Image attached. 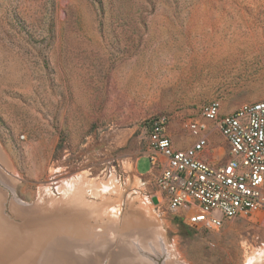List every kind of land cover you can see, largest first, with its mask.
<instances>
[{
    "label": "rangeland",
    "instance_id": "obj_1",
    "mask_svg": "<svg viewBox=\"0 0 264 264\" xmlns=\"http://www.w3.org/2000/svg\"><path fill=\"white\" fill-rule=\"evenodd\" d=\"M262 80L264 0H0L1 219L60 231L54 264L121 246L135 264H264V210L191 229L150 199L149 160L134 167L152 117L185 144L183 120ZM138 220L157 238L135 247Z\"/></svg>",
    "mask_w": 264,
    "mask_h": 264
},
{
    "label": "built area",
    "instance_id": "obj_2",
    "mask_svg": "<svg viewBox=\"0 0 264 264\" xmlns=\"http://www.w3.org/2000/svg\"><path fill=\"white\" fill-rule=\"evenodd\" d=\"M220 110V102L212 100L199 119L183 120L192 141L183 150L173 147L166 115L152 117L147 134L150 199L182 225L209 233L226 220L264 210V99L226 114ZM215 135L226 151L214 142Z\"/></svg>",
    "mask_w": 264,
    "mask_h": 264
},
{
    "label": "bare ground",
    "instance_id": "obj_3",
    "mask_svg": "<svg viewBox=\"0 0 264 264\" xmlns=\"http://www.w3.org/2000/svg\"><path fill=\"white\" fill-rule=\"evenodd\" d=\"M56 214V213H55ZM51 216V214H49ZM64 215V214H63ZM62 217V216H61ZM42 218V217H41ZM47 218V217H46ZM31 219V218H30ZM43 219V218H42ZM76 222V220H75ZM137 222V221H136ZM141 221L138 220V225H133V226H126V228L124 227V236L126 235V238H131L132 237H136L134 242H136L135 244H138L135 247H139L143 244H145L147 241H153L155 240L156 235L155 233L151 230V228L147 227V226H140L141 225ZM34 224V223H33ZM152 224V223H151ZM83 225V224H82ZM112 226V225H111ZM17 227V225L15 226ZM13 226H11L10 224L4 222V220L1 219L0 217V264H54V257L52 256L53 253L55 252L54 247L56 246V241H58V239H60L61 237H56L59 236L58 232L56 235L51 234V232H47V229L42 227V229H39V231L41 232H36L34 231V233H30L28 232L23 233L21 228H15ZM21 227V226H20ZM52 228V227H51ZM119 228V227H118ZM46 229V230H45ZM49 229V228H48ZM65 229V228H64ZM53 232L54 228H52ZM60 230V229H59ZM26 231H28L26 229ZM31 231V230H29ZM32 231V232H33ZM50 231V229H49ZM66 231V230H64ZM61 231V232H64ZM68 231V229H67ZM72 231V230H71ZM122 231V230H121ZM69 235L70 233L67 232ZM66 233V234H67ZM74 233V231H73ZM62 234V233H61ZM88 234H92L91 232ZM64 235V234H63ZM62 235V237H63ZM69 235H66V237L68 236L69 241L71 240V237H69ZM75 236L77 235L76 233L74 234ZM80 235V234H79ZM87 235V234H86ZM123 235V232H122ZM93 236V235H92ZM123 236V237H124ZM65 237V235H64ZM63 237V238H64ZM84 237V236H82ZM81 237V241L83 240V238ZM87 237V236H85ZM62 238V239H63ZM75 238V237H74ZM122 238V237H121ZM73 239V237H72ZM76 239H78V237H76ZM75 239V240H76ZM90 238L88 237L87 241ZM94 239V238H92ZM124 239V238H123ZM74 240V239H73ZM79 240V239H78ZM98 240V239H97ZM125 240V239H124ZM86 241V240H84ZM86 241V242H87ZM122 240H120L121 242ZM127 241V240H126ZM125 241V242H126ZM129 241V240H128ZM60 242V240H59ZM72 242V241H71ZM95 242V241H94ZM93 242V243H94ZM123 242V241H122ZM70 243V242H68ZM88 243V242H87ZM128 243V242H127ZM63 244V243H61ZM133 244V241H132ZM151 244V243H150ZM67 245V243H66ZM65 245V246H66ZM77 245V243H76ZM93 245V244H92ZM126 245V243H125ZM155 245V244H154ZM58 246H61L60 244H58ZM124 246V245H123ZM152 246V245H151ZM149 246V247H151ZM69 247V246H68ZM67 247V248H68ZM75 247V246H74ZM83 247V246H82ZM81 247V248H82ZM20 248V250H19ZM63 248V247H62ZM76 248V247H75ZM78 248V247H77ZM76 248V249H77ZM93 248V247H92ZM148 248V247H147ZM157 248V247H155ZM17 249L19 250V253L17 252ZM59 249V248H58ZM72 249V248H71ZM132 249V248H131ZM138 249V248H137ZM143 249V248H142ZM149 249V248H148ZM54 250V252H53ZM57 250V249H56ZM63 250V249H62ZM66 250V254L67 251L69 253V249L67 250L66 248L64 249ZM63 250V251H64ZM78 250V249H77ZM151 250V248H150ZM61 251V250H60ZM107 251V250H106ZM152 251V250H151ZM154 251V250H153ZM159 251V250H158ZM166 251V250H165ZM71 252V251H70ZM88 252V251H87ZM87 252H84L83 254L79 253L78 256L75 255L74 262H72L71 264H93V260H90V255H87ZM136 252V251H135ZM62 253V252H61ZM65 253V251H64ZM64 253H62V255H64ZM73 254V253H72ZM75 254V253H74ZM102 254V253H101ZM132 252L127 249V248H123L122 246L120 247L119 251H117V253H114V257H113V263L112 264H135L133 259L134 257H132ZM137 255V254H136ZM16 256V257H15ZM61 256V255H60ZM68 256V254H67ZM71 256V255H70ZM74 256V255H73ZM71 256V257H73ZM255 256V255H254ZM15 257V258H14ZM58 257V256H56ZM69 257V256H68ZM70 257V258H71ZM262 257V256H261ZM260 257V258H261ZM66 258V257H64ZM136 258V257H135ZM255 258V257H254ZM253 258V259H254ZM257 258V257H256ZM141 259V258H140ZM145 260V259H144ZM261 260V259H260ZM63 261V259H62ZM71 261V260H70ZM143 261V260H142ZM174 262V261H173ZM146 263V261H145ZM249 263V262H248ZM253 263V262H252ZM255 263V262H254ZM148 264V262H147ZM175 264V263H174ZM180 264V263H179ZM183 264V263H181ZM258 264V263H257Z\"/></svg>",
    "mask_w": 264,
    "mask_h": 264
},
{
    "label": "crops",
    "instance_id": "obj_4",
    "mask_svg": "<svg viewBox=\"0 0 264 264\" xmlns=\"http://www.w3.org/2000/svg\"><path fill=\"white\" fill-rule=\"evenodd\" d=\"M231 101L235 102V103H239V102H244V101H260L262 99H264V80H262V83L257 84V85H253L251 87V90H248V92L242 93V94H231ZM169 136L170 139L172 141L173 147L176 150H183L185 148H188L191 145V140L185 142V144H183L182 142H180V139H175L174 136L169 132ZM186 145V146H184ZM147 153L140 158H137L134 162V167L135 169L137 168V164L140 162L141 159L147 158ZM149 170V169H148ZM148 170L146 172V174H148ZM68 211V210H67ZM62 212V211H61Z\"/></svg>",
    "mask_w": 264,
    "mask_h": 264
},
{
    "label": "trees",
    "instance_id": "obj_5",
    "mask_svg": "<svg viewBox=\"0 0 264 264\" xmlns=\"http://www.w3.org/2000/svg\"><path fill=\"white\" fill-rule=\"evenodd\" d=\"M177 219V218H176ZM178 220V219H177ZM179 221V220H178ZM180 222V221H179ZM181 224V223H180Z\"/></svg>",
    "mask_w": 264,
    "mask_h": 264
}]
</instances>
